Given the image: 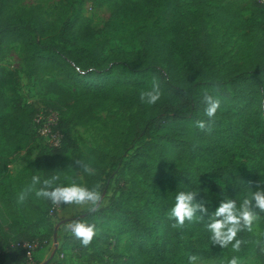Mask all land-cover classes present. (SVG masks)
I'll return each mask as SVG.
<instances>
[{
  "label": "trees",
  "instance_id": "trees-1",
  "mask_svg": "<svg viewBox=\"0 0 264 264\" xmlns=\"http://www.w3.org/2000/svg\"><path fill=\"white\" fill-rule=\"evenodd\" d=\"M12 1L0 0V54L12 43H20L22 63L29 74L52 66L77 91L64 92L53 83L46 93L56 98L43 100V107L33 102L10 107L0 80V264L6 257L15 264H26V252L17 246L21 242L34 243V251L40 249L35 262H42L54 232L55 205L34 193L23 204L17 197L33 175L39 174L42 180L62 175L59 165L65 161L76 173L72 180L82 187L100 185L101 190L104 180L116 177L118 195L108 205L67 221L95 224L104 216L119 220L114 245L128 232L133 234V243L125 248L128 253L123 260L116 257L115 264H188L191 255L228 264L233 257H247L257 246L253 229L237 234L236 239L244 243L235 252L231 244L221 248L211 243L206 225L223 200H235L239 209L245 198L264 190V121L248 111L252 104L229 113L220 102L210 132L197 129L195 122L207 120L205 92L219 100L234 94L247 95L249 100L264 96L260 89L264 84V41L258 34L264 27V13L245 17L233 0H119L112 4L104 24L96 27L82 14L85 0H60L51 22L33 9L9 11ZM160 12L167 17L164 23L157 17ZM110 18L134 22L131 31L141 37L145 52L154 54L153 60L132 65L129 53L120 48H112L102 58V47L110 35L118 33L108 29ZM211 23L251 35L253 54L261 64L252 70L234 62L218 65L207 38ZM156 48L165 56L167 74L159 73ZM84 63L96 70L94 79L89 73L76 72L74 66ZM124 66L130 82L115 78ZM154 78L162 96L149 106L140 101V93L151 90ZM215 93L224 94L220 99ZM107 105L122 107L129 114L118 127L109 128L102 145L106 151L93 149L82 154L69 140L64 120L91 125L94 111ZM48 109L59 115L60 147L42 144L33 162L11 173L10 159L39 140L32 126L34 115ZM65 110H69L68 116L63 114ZM77 161L89 164L94 174L84 173ZM122 178H130V182L126 184ZM188 191L197 192L194 199L204 202L208 213L203 220L172 228L174 221L167 214L176 195ZM254 211L264 226V212ZM70 239L75 240L71 234ZM73 245L80 251L86 248L80 242Z\"/></svg>",
  "mask_w": 264,
  "mask_h": 264
},
{
  "label": "rangeland",
  "instance_id": "rangeland-1",
  "mask_svg": "<svg viewBox=\"0 0 264 264\" xmlns=\"http://www.w3.org/2000/svg\"><path fill=\"white\" fill-rule=\"evenodd\" d=\"M60 0H13L9 11L20 9H33L45 21H53L58 13ZM119 0H85L82 14L84 18L93 26L101 27L108 15L111 12L112 4ZM227 2L228 0H221ZM235 5L241 9L245 17H258V14L264 13V5L258 0H233ZM157 17L162 21L166 20V15L163 12L157 14ZM264 18V15H263ZM135 23L127 19H109V30L115 32L110 35L106 44L102 47L100 55L105 58L112 48H120L129 53L132 65H140L144 60L152 61L153 53H146L143 49L141 37L135 35L131 31ZM192 29H195L192 28ZM197 29V28H196ZM207 38L211 43V56L213 60L222 65L226 62H234L244 66L250 70L261 64L260 58L253 54L254 38L251 35H245L244 32H232L222 25L214 23L207 25ZM259 38L264 41V27L258 32ZM159 58L155 60L157 67L161 70L160 74H167V61L160 48H156ZM22 46L20 43H12L8 51L0 54V80L4 83L3 91L6 95L9 106L23 105L33 102L37 107H43V100L56 98L55 94H47L46 90L50 84L59 87L64 92H76L77 90L63 81L62 76L57 69L52 66H46L38 74L31 75L22 63ZM76 72L80 74L89 73L91 78L96 77V70L90 63H84L81 66H74ZM128 68L123 67L122 71H116V77L121 76L125 82H130L131 75L128 73ZM158 74V72H157ZM159 75V74H158ZM264 92V84L260 88ZM231 91L230 89L227 92ZM220 94L219 98L223 97L224 93ZM222 109L229 113H235L236 110L245 107L251 108L249 112L254 111L261 120L264 121V96L254 100H249L247 95L234 94L231 98L220 100ZM69 115V110L63 113ZM129 112L122 107L107 105L104 108L94 111V122L91 125L80 126L72 119L64 120V128L68 133L69 140L85 154L89 150L101 149L111 127H118V122L125 119ZM42 143L38 140L30 148L20 149L9 161V170L11 173H17L22 167L33 162L37 156ZM59 186H69L74 181L73 176L76 173L70 169L68 161L61 163ZM116 178V177H115ZM102 182L103 203L101 206L108 205L110 199L118 195L116 179ZM264 178V171H263ZM125 179L126 184L130 182V178ZM53 215L54 227L64 219H71L80 213L88 211L86 207L76 205H55ZM257 219L253 221L252 229L257 236L259 244L251 250L249 255L241 258L240 264H264V226H262V217L255 212ZM105 218V219H104ZM69 222L60 224L57 228L56 242L59 239V253L56 258L52 259L47 264H115L116 257L122 256L125 258L126 247L133 243V234L126 233L118 238L114 245V237L120 227L119 220L107 219L106 216L96 220L95 224L99 229V234L91 242L90 247H86L84 251L77 250L73 244L79 242L70 239V233L65 231V226ZM58 244V243H57ZM53 238L49 244V250H53ZM132 251V249H130ZM40 253V249L33 251L27 256L26 263L33 264L34 256ZM56 253V252H55ZM130 253V252H129ZM121 259V258H120ZM204 264H221L220 259H201ZM5 264V263H1ZM36 264V263H35ZM39 264V263H38Z\"/></svg>",
  "mask_w": 264,
  "mask_h": 264
},
{
  "label": "clouds",
  "instance_id": "clouds-1",
  "mask_svg": "<svg viewBox=\"0 0 264 264\" xmlns=\"http://www.w3.org/2000/svg\"><path fill=\"white\" fill-rule=\"evenodd\" d=\"M161 96L159 83L154 78L151 90L140 93V101L151 106L157 104ZM203 102L206 105L204 115L207 120H197L195 127L201 131L210 132L211 124L220 107V100L205 92ZM76 163L84 173L94 174V169L89 164L79 161ZM59 179V175H53L51 178L43 180L39 174L33 175L31 182L18 194L17 202L23 204L29 195L34 193L35 197L47 200L54 205H76L86 207L89 212L100 208L103 203L100 185L89 189L73 182L69 186L53 187ZM196 196L197 192L195 191L180 192L176 195L175 205L167 214L168 219L174 221L171 225L172 228H182L186 221L204 219L208 209L204 202H197L194 199ZM254 209L264 212V190H257L251 194L250 198H245L239 209L235 200H223L206 225L207 230L211 233V243L217 244L221 248H227L231 244L233 251L238 252L244 241L236 239L237 234L243 230L252 231L253 221L257 219ZM198 213L199 216H197ZM65 231L70 233L72 238L78 240L82 247H87L98 236L100 230L94 223L88 224L78 220L67 224ZM256 243L259 244V241ZM188 264H204V261L196 255H191L188 258ZM228 264H240V260L238 257H233L228 261Z\"/></svg>",
  "mask_w": 264,
  "mask_h": 264
},
{
  "label": "built area",
  "instance_id": "built-area-1",
  "mask_svg": "<svg viewBox=\"0 0 264 264\" xmlns=\"http://www.w3.org/2000/svg\"><path fill=\"white\" fill-rule=\"evenodd\" d=\"M264 5V0H258ZM59 115L56 111L40 110L37 112L32 120V126L37 134L39 141L48 148L60 147L62 141V133L57 128ZM25 250L29 256L35 249V244L30 242L17 243Z\"/></svg>",
  "mask_w": 264,
  "mask_h": 264
},
{
  "label": "water",
  "instance_id": "water-1",
  "mask_svg": "<svg viewBox=\"0 0 264 264\" xmlns=\"http://www.w3.org/2000/svg\"><path fill=\"white\" fill-rule=\"evenodd\" d=\"M69 220H70V219H64V220H61V222L58 223V224L54 227V232H53V236H52L53 241H54V247H53V250H52L50 256H49L46 260H44L43 262H41V263H39V264H47V263L49 262V260L54 256V254H55V252H56V248H57V246H58V245H57V242H56L57 228H58V226H59L60 224H63V223H65V222L69 221Z\"/></svg>",
  "mask_w": 264,
  "mask_h": 264
},
{
  "label": "crops",
  "instance_id": "crops-1",
  "mask_svg": "<svg viewBox=\"0 0 264 264\" xmlns=\"http://www.w3.org/2000/svg\"><path fill=\"white\" fill-rule=\"evenodd\" d=\"M57 245H59V239H57ZM51 250H49V247L43 252V255H42V262L44 261V260H46L49 256H50V254H51ZM56 258V253L54 254V256H53V259H55ZM52 259V258H51ZM3 263H5V264H15L9 257H6L5 259H4V261H3ZM36 262H35V260H34V263L33 264H35ZM41 263V262H40ZM26 264H29V263H26Z\"/></svg>",
  "mask_w": 264,
  "mask_h": 264
}]
</instances>
